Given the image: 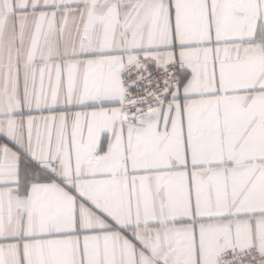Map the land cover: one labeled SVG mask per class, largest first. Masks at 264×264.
Returning a JSON list of instances; mask_svg holds the SVG:
<instances>
[{"label": "snow or ice", "instance_id": "1", "mask_svg": "<svg viewBox=\"0 0 264 264\" xmlns=\"http://www.w3.org/2000/svg\"><path fill=\"white\" fill-rule=\"evenodd\" d=\"M0 264H264V0H0Z\"/></svg>", "mask_w": 264, "mask_h": 264}]
</instances>
